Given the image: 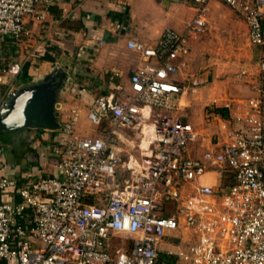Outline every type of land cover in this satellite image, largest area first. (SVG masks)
Returning <instances> with one entry per match:
<instances>
[{"label": "built area", "instance_id": "obj_1", "mask_svg": "<svg viewBox=\"0 0 264 264\" xmlns=\"http://www.w3.org/2000/svg\"><path fill=\"white\" fill-rule=\"evenodd\" d=\"M51 1L0 0V43L27 36L26 18ZM191 1L195 13L181 32L166 28L153 46L127 42L140 61L128 92L99 96L87 112L91 124L107 123L104 137L75 134L72 109L59 128L62 144L52 152L57 176L22 186L0 176V192L18 188L19 198L0 201V264H162L159 243L170 231L197 237L187 252H169L179 264H264V55L236 75L249 78L252 95L223 106L240 127L202 154L192 155L200 138L193 125L171 116L157 115L149 151L134 167L122 162L114 143L117 127L146 125L145 108H176L172 98L184 88L174 78L189 40L207 28L211 1L242 17L249 43L264 48V0ZM18 72L0 55V101ZM118 167L131 172L122 184ZM115 235L130 241L125 247L121 239L112 253Z\"/></svg>", "mask_w": 264, "mask_h": 264}, {"label": "crops", "instance_id": "obj_2", "mask_svg": "<svg viewBox=\"0 0 264 264\" xmlns=\"http://www.w3.org/2000/svg\"><path fill=\"white\" fill-rule=\"evenodd\" d=\"M194 13V4L191 0H52L49 6H38L36 14L26 18V26L29 30L27 36L19 40L10 37L2 40L0 55L5 62L19 68L11 84L15 81L26 82L39 74L46 73L53 63L58 66L63 65L64 69L68 67L71 82L59 103L60 124L66 121L70 110L74 109L77 112L75 134L80 137H104L108 126L98 130L97 127L102 128L104 122L100 126H94L87 119V112L99 96L121 98L128 92L130 73L140 61L137 54L127 49V42L134 41L153 46L164 29L171 28L181 32L185 22L192 18ZM231 18L241 25V33L245 37L248 50L240 55L246 60L240 66L239 63L237 64L234 83L227 88L229 96L225 94L223 97L211 98V105L223 110L227 120L224 115H217L220 118L218 125L216 122L207 123L205 130L196 129L200 138L194 146L193 156H198L210 148L211 141L219 138L225 131L239 127L231 119L229 110L223 106L231 104L235 107L237 103L245 101L249 78L240 81L236 75L243 66L255 63L264 55V48L249 43L245 22L240 20L230 8L215 1L208 4V25L203 33L204 37L208 32L212 35V29L215 30L218 25L221 29L216 31L217 34L225 32L227 35H232V25H229ZM213 22L216 25H209ZM222 24L225 28L221 26ZM198 37L189 40V53L182 58L181 65L179 64L178 75L175 76L174 82L184 89L183 93L172 98L176 108L171 110L173 113L170 115L189 123L191 121L184 119L185 115L179 110L183 96L188 89L199 88L203 80L192 75L185 82L181 76L193 65L192 61L198 49ZM202 76L207 81V77L204 74ZM193 81H199V84L192 85ZM177 100L179 102L175 103ZM148 113L149 125L146 124L141 130L142 141L138 149L141 152L145 151V154L146 150L149 151L147 147L153 140L151 120L155 122L159 112H155L157 114L155 116L154 109L145 108L144 114ZM7 133L11 134L7 146L11 154H8L7 158L0 157L1 177L14 179L18 186H22L28 181H35L41 177L58 175L57 169L54 168L52 153L48 151V146L38 130L23 129ZM47 134L51 135L49 132ZM117 134L116 132L114 143L116 138L118 139ZM51 137L56 146L62 144L64 137L61 132L56 138L54 135ZM145 137L147 143L143 146ZM29 162L35 165L28 167ZM135 162L139 163L130 160V165L134 167ZM17 192L18 188H9L0 192V201H19ZM96 201L101 203L100 199Z\"/></svg>", "mask_w": 264, "mask_h": 264}, {"label": "rangeland", "instance_id": "obj_3", "mask_svg": "<svg viewBox=\"0 0 264 264\" xmlns=\"http://www.w3.org/2000/svg\"><path fill=\"white\" fill-rule=\"evenodd\" d=\"M235 15L240 18V20H243V18L236 13ZM211 24L212 26L216 25L214 22L210 23L209 25ZM229 25H232V35H227V33L225 32L222 34H220L219 32L217 34L216 31L221 29V27H219L218 25L215 30L212 29V35L208 32L205 37L204 34H201L198 37V49L197 54L192 61L193 65H191L190 68H187V70L183 72V76H181V78H183L185 82H187V79H190L192 75L203 80V83L199 88L194 90H187V92L183 96L181 109H179L180 113L185 115L184 119L190 120L195 129H197L198 131L205 130L207 123L209 124L216 122V125H218L220 118H218L217 115H224L225 119L227 120V116L225 115V113L219 112V110H221L219 107L211 105V98L223 97L225 94L226 96H229L227 94V88L230 85L232 86L234 83V75L237 71V64L239 63L240 66L246 60L244 56L240 55L244 51L246 52V50H248V45L246 44L245 37L241 33V25L237 24V22L235 20H232V18ZM221 26L225 28L223 24ZM237 58H240V60H238ZM203 74L207 77V81L205 80V77L202 76ZM212 85H214V87ZM247 93L248 94L244 98V100L252 95V92L249 88H247ZM178 102L179 101L177 100L175 103ZM153 109L154 114L155 112H159L157 113L158 116H170L173 113L172 111H165L157 108ZM157 114H155V116ZM151 121L155 123L154 120ZM146 124L149 125V122H146ZM237 125L240 127V124ZM106 126L107 123L104 122L102 128L97 127V129L103 130ZM141 130L142 128L128 129L117 127L115 129V134L116 132L118 133V139L116 138L115 145L118 148L121 159L124 163H127L129 160H136L139 163L142 162V152L144 153L145 151H138L139 145L142 141V136L140 134ZM38 132L39 134H42V136H40L42 137L43 141L46 142L48 151L52 153L56 145L52 141L51 135H54V137L56 138L59 134V130L53 132ZM47 132H49L51 135L49 136ZM10 136L11 134L9 135V133L7 132H0L1 158H7L8 154H11L7 147L8 142L10 141ZM43 136L45 137L43 138ZM146 140L147 137L143 139V146H146ZM32 164L35 165V163L29 162L27 166L30 167ZM130 176V171L128 172L126 169L118 168L116 179L119 184H122L123 181L125 179H128ZM173 206V209H175V205ZM111 239L112 248L110 252L112 253L120 248L121 239H124L125 247H127V244L130 241L123 235H115ZM196 242L197 237L192 233L184 236L179 231L167 232L159 243V251L161 253L160 258L162 259V264H179L178 259H175L174 257H168L169 252H187L192 245L196 244ZM31 243L35 244V246L41 245L40 242L31 241Z\"/></svg>", "mask_w": 264, "mask_h": 264}, {"label": "water", "instance_id": "obj_4", "mask_svg": "<svg viewBox=\"0 0 264 264\" xmlns=\"http://www.w3.org/2000/svg\"><path fill=\"white\" fill-rule=\"evenodd\" d=\"M70 82L68 67L55 63L46 73L15 81L0 101V132L59 130V103Z\"/></svg>", "mask_w": 264, "mask_h": 264}, {"label": "trees", "instance_id": "obj_5", "mask_svg": "<svg viewBox=\"0 0 264 264\" xmlns=\"http://www.w3.org/2000/svg\"><path fill=\"white\" fill-rule=\"evenodd\" d=\"M219 112H221V113H222V112H223V110H219ZM38 131H41V130H38ZM41 132H43V131H41Z\"/></svg>", "mask_w": 264, "mask_h": 264}]
</instances>
